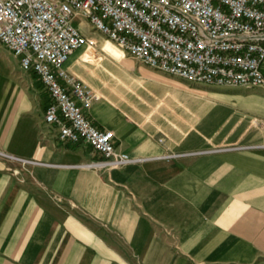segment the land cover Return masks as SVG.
<instances>
[{"label": "crops", "instance_id": "crops-1", "mask_svg": "<svg viewBox=\"0 0 264 264\" xmlns=\"http://www.w3.org/2000/svg\"><path fill=\"white\" fill-rule=\"evenodd\" d=\"M83 48L64 69L98 95L89 117L116 151L141 162L88 167L99 155L58 140L47 93L0 44V264H264V87H219L220 119L179 142L177 119L134 105Z\"/></svg>", "mask_w": 264, "mask_h": 264}, {"label": "built area", "instance_id": "built-area-1", "mask_svg": "<svg viewBox=\"0 0 264 264\" xmlns=\"http://www.w3.org/2000/svg\"><path fill=\"white\" fill-rule=\"evenodd\" d=\"M75 16L168 76L206 86L264 87V0H0V44L47 93L43 120L58 140L83 143L99 155L90 168L141 159L116 151L114 133L89 117L99 97L64 69L73 52L96 45L73 25Z\"/></svg>", "mask_w": 264, "mask_h": 264}, {"label": "rangeland", "instance_id": "rangeland-1", "mask_svg": "<svg viewBox=\"0 0 264 264\" xmlns=\"http://www.w3.org/2000/svg\"><path fill=\"white\" fill-rule=\"evenodd\" d=\"M72 23L83 36L96 43L94 49L86 53L89 60L86 65L96 74L106 75V82L118 88L138 108H145L149 103L153 108L161 107L164 119H177L179 142L200 143L203 137L201 121L208 119L213 123L220 119L216 110L219 102L213 94L225 92L226 88L191 84L168 76L137 62L110 43L109 47L119 54L115 57L103 49L107 39L94 31L84 18L75 16ZM112 87L107 88L113 90ZM227 90L241 92L244 88Z\"/></svg>", "mask_w": 264, "mask_h": 264}, {"label": "bare ground", "instance_id": "bare-ground-1", "mask_svg": "<svg viewBox=\"0 0 264 264\" xmlns=\"http://www.w3.org/2000/svg\"><path fill=\"white\" fill-rule=\"evenodd\" d=\"M97 95V94H96ZM98 96V95H97Z\"/></svg>", "mask_w": 264, "mask_h": 264}]
</instances>
